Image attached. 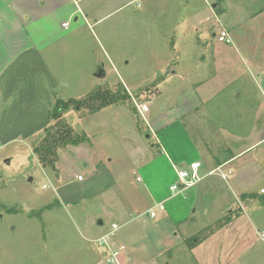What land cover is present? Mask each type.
<instances>
[{
	"label": "rangeland",
	"instance_id": "1",
	"mask_svg": "<svg viewBox=\"0 0 264 264\" xmlns=\"http://www.w3.org/2000/svg\"><path fill=\"white\" fill-rule=\"evenodd\" d=\"M110 1L113 9L130 3L107 18L101 30L97 27L90 33L84 28L75 34L74 58L65 54L72 51L71 45L61 50L64 53L56 71L63 80L52 104L83 98L99 86L112 92L122 86L128 97L98 113L82 109L63 115L65 124L84 142L76 146L80 152L77 156L72 146L61 148L59 165L52 174L69 173L72 158L80 156V160L83 156L97 165L110 163L117 168V175H123L120 186L124 193L136 189L145 192L160 168L159 163L149 166L161 148L159 133L171 130V123L176 122L197 143L203 157L201 172L208 174L210 162L229 156L231 144L236 141L232 133L244 135L250 131L254 124L251 116L263 101L264 90L257 74H251L247 67L243 47L235 42L222 43L230 48L229 63L241 77L207 104L201 103L192 90L195 79H200L199 56L205 50H215L214 46L221 43L217 35L222 30L230 35L229 23L238 16L249 17L264 9V0ZM101 71L105 73L103 79L97 77ZM142 103L150 107L145 118L137 109ZM258 116L264 119L263 112ZM244 142L241 140L240 145ZM255 155L264 166V146ZM21 158L24 161V156ZM25 159V167L18 168L15 162L12 167H7L4 160L0 162V264H91L100 236L88 235L83 225L88 217L102 219L99 207L93 202L74 205L52 199L53 182L41 175L31 155ZM171 176L167 172L163 183L167 185ZM254 182L256 188L251 193L264 194V180ZM206 183L209 186L206 184L204 193L217 194L216 212L221 211V215L209 219L191 217L179 224L180 237L175 239L171 234V240L182 239L181 244L164 261L264 264V240L259 235L264 232L261 195L245 202L242 194L234 193L217 175ZM227 217L231 218L228 224L218 225ZM174 227L171 223V231ZM210 227L213 233L198 245L206 243L203 258H197L185 240Z\"/></svg>",
	"mask_w": 264,
	"mask_h": 264
},
{
	"label": "crops",
	"instance_id": "2",
	"mask_svg": "<svg viewBox=\"0 0 264 264\" xmlns=\"http://www.w3.org/2000/svg\"><path fill=\"white\" fill-rule=\"evenodd\" d=\"M102 3L104 5H100ZM128 4L113 9L110 0H0V162H8L7 167H12L14 162L16 168L25 167V158L31 155L41 175L53 182L55 194L52 199L74 205L93 202L99 207L102 219L95 221L88 217L85 225L80 224L86 226L88 235L108 236L111 248L125 247L118 264H168L164 261L167 252L176 250L181 244L182 239L171 240V234L175 239L180 237L179 224L191 217L209 219L221 215V211L216 212L217 194L206 196L204 193L210 177H220L217 173L211 174L214 170L221 168L227 174L226 180L220 178L236 194H249L256 188L254 180H264V166L255 155L264 146V119L259 120L258 116L264 114V93L261 94L263 101L257 105V113L251 116L254 124L250 131L244 135L232 133L238 142L231 144L229 156L217 158L213 164L210 162L208 174L201 172L202 182L183 193L170 190L177 182L175 168L201 163L203 157L197 143L177 122L171 123V130L168 128L159 133L161 148L153 155L149 166L159 163L160 168L155 171V178L145 192L136 189L124 193L120 186L123 175H117V168L110 163L97 165L83 156L80 160V156L72 158L69 173L53 175L51 170L38 163L31 141L49 125L52 101L63 80L57 77L56 71L64 53L61 54V50L65 51L71 45L72 51L65 54L74 58L75 34L84 28L90 33L97 27L101 30L107 18ZM229 25L231 43L227 45L235 42L243 47L247 67L251 74H257L264 90V9L249 17L240 15ZM249 27L251 31L240 33ZM222 43L215 45V50H205L199 56L200 79L197 81L194 77L195 89L192 90L203 104L228 90L241 77L229 63L230 48ZM237 97L240 99L241 93ZM241 140L245 144L240 145ZM72 147L73 153L80 155L78 148ZM22 156L24 161H21ZM167 172L172 175L169 185L163 183ZM80 176L83 177L81 181ZM229 178H232L231 182H228ZM152 213L155 217H151ZM171 223L176 226L173 231ZM114 225L118 226L116 231L112 229ZM205 245L193 249L197 258H203ZM94 253L91 264H110L105 257V247L95 248Z\"/></svg>",
	"mask_w": 264,
	"mask_h": 264
},
{
	"label": "trees",
	"instance_id": "3",
	"mask_svg": "<svg viewBox=\"0 0 264 264\" xmlns=\"http://www.w3.org/2000/svg\"><path fill=\"white\" fill-rule=\"evenodd\" d=\"M127 97L122 86H120V89L116 92L99 86L83 98L69 99L68 101L57 100L51 105L49 125L31 141L33 153L38 163L45 169L51 171L55 170L59 161V150H61V148L79 146L84 142L83 138L76 134L74 130L63 121V115L65 113L70 110L79 111L82 109H87L92 113H98L106 107L118 104ZM259 195L255 193L242 194L241 199L245 201L247 199L256 198ZM260 198L264 203V194H262ZM237 217H239V215ZM230 221L231 218L227 217L223 219V221L221 220L218 222V225L222 226V223L228 224ZM212 229V227L207 228L198 232L194 238L186 239L185 244L187 243L189 250L191 251L209 237V235L213 233ZM173 252L174 250L167 252V256L171 257Z\"/></svg>",
	"mask_w": 264,
	"mask_h": 264
},
{
	"label": "built area",
	"instance_id": "4",
	"mask_svg": "<svg viewBox=\"0 0 264 264\" xmlns=\"http://www.w3.org/2000/svg\"><path fill=\"white\" fill-rule=\"evenodd\" d=\"M217 36L220 42L231 43L230 35L226 30H222ZM137 109L143 118H145V116L150 111V107L145 103L137 105ZM201 168H202V164L200 162H193L189 166L182 169L175 168L177 182L170 187L171 192L183 193L191 188H194L196 185L201 183L203 180L201 176ZM213 173H217L223 180L227 179V174L223 172L221 168L214 170L211 174ZM82 179L83 177L80 176L79 180L81 181ZM44 188L46 189L47 186H44ZM262 193H264V191H262ZM159 207H161V205ZM151 217H155V214L152 213ZM112 229L113 231H116L118 229V226L114 225ZM259 235L260 238L264 240V232H261ZM97 245L100 247H105L107 249V253L105 254V257L107 262L110 264H118L120 254L125 251V247H120L117 249L111 248V246L108 243V236L99 238L97 240Z\"/></svg>",
	"mask_w": 264,
	"mask_h": 264
},
{
	"label": "water",
	"instance_id": "5",
	"mask_svg": "<svg viewBox=\"0 0 264 264\" xmlns=\"http://www.w3.org/2000/svg\"><path fill=\"white\" fill-rule=\"evenodd\" d=\"M97 77L100 78V79H103V78H105V73H104L103 71H101V72L97 75ZM7 163H8V162H7ZM83 166H84V167H87V164L84 163ZM100 223H101V222H100Z\"/></svg>",
	"mask_w": 264,
	"mask_h": 264
}]
</instances>
